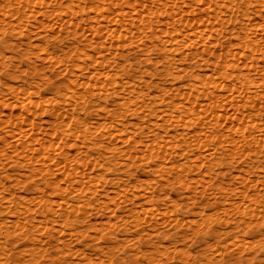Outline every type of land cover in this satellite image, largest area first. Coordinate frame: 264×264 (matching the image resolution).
<instances>
[{
  "label": "rangeland",
  "instance_id": "374dc122",
  "mask_svg": "<svg viewBox=\"0 0 264 264\" xmlns=\"http://www.w3.org/2000/svg\"><path fill=\"white\" fill-rule=\"evenodd\" d=\"M0 264H264V0H0Z\"/></svg>",
  "mask_w": 264,
  "mask_h": 264
},
{
  "label": "bare ground",
  "instance_id": "6f19581e",
  "mask_svg": "<svg viewBox=\"0 0 264 264\" xmlns=\"http://www.w3.org/2000/svg\"><path fill=\"white\" fill-rule=\"evenodd\" d=\"M219 134V133H218ZM224 138V137H223Z\"/></svg>",
  "mask_w": 264,
  "mask_h": 264
}]
</instances>
